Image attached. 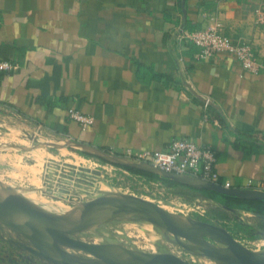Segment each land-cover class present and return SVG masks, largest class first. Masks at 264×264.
Instances as JSON below:
<instances>
[{
    "label": "crops",
    "instance_id": "1",
    "mask_svg": "<svg viewBox=\"0 0 264 264\" xmlns=\"http://www.w3.org/2000/svg\"><path fill=\"white\" fill-rule=\"evenodd\" d=\"M258 5L0 0V58L16 65L0 71V173L44 177L48 167L65 162L54 155L61 151L108 164L102 153L134 162L122 157L125 148L165 150L172 139L186 137L213 148L221 183L264 190V68L249 73L225 53L197 59L199 47L181 38L217 22L222 34L251 45L264 64ZM203 95L211 97L206 111ZM69 108L93 123L82 129ZM7 260L0 250V264Z\"/></svg>",
    "mask_w": 264,
    "mask_h": 264
},
{
    "label": "water",
    "instance_id": "2",
    "mask_svg": "<svg viewBox=\"0 0 264 264\" xmlns=\"http://www.w3.org/2000/svg\"><path fill=\"white\" fill-rule=\"evenodd\" d=\"M100 156L110 162L143 169L185 185L213 189L241 198L264 199V190L226 188L191 176L167 173L142 163L125 162L109 153H102ZM0 187L5 192L4 196L0 194V240L7 244L5 247L1 246L0 250L7 255V262L10 264H27L34 261V255L41 258L42 264H264L263 252L248 249L225 227L192 218L186 223H180L174 214L140 196L123 193L118 196L102 195L78 207L76 209L79 211L78 216L73 219L67 214H55L42 209L22 194L11 191L8 186L4 187L1 181ZM228 209L240 212L235 208ZM128 214L140 215L143 219L173 234L175 241L182 246H186V243L180 238L199 243L201 249L217 262H190L168 252H138L112 242L95 243L73 237L75 233L107 217ZM254 232L264 238V230L260 227H256ZM205 237L222 242V246L212 247ZM63 246L82 250L92 255L94 259L71 255ZM24 251L29 255L23 254Z\"/></svg>",
    "mask_w": 264,
    "mask_h": 264
},
{
    "label": "rangeland",
    "instance_id": "3",
    "mask_svg": "<svg viewBox=\"0 0 264 264\" xmlns=\"http://www.w3.org/2000/svg\"><path fill=\"white\" fill-rule=\"evenodd\" d=\"M4 152V151H2ZM57 158L64 160L77 167L73 174L74 183L69 181V191L64 192L63 188L58 187L56 174L52 171L58 168L56 165L48 167L51 171L44 177L36 174L21 177L8 176L7 173H0V181L4 187L8 186L13 192L27 195L30 200L40 203H52L63 207L59 211L69 210L70 207L78 205L82 207L85 202L99 198L101 191L111 187L120 194H130L140 196L144 199L153 201L166 211L178 217H183L186 222L189 218L194 220L209 221L211 223L225 227L231 235L242 245L256 252L264 254V238L255 233L259 227L261 218L247 213L246 211L235 212L224 210L221 206H215L209 200H196L184 188L163 187L156 183H149L141 177H135L123 173L121 170L112 168L99 161L100 165L93 162L91 157L81 155L77 152L68 153L67 151L55 152ZM28 161V160H27ZM92 169L99 173L98 181L93 185L83 180L81 171ZM95 179H97V175ZM98 188V189H97ZM0 191H4L0 187ZM25 197V196H24ZM250 222H249V221ZM249 223V224H247ZM151 226V227H150ZM14 237L15 234L13 233ZM75 238L95 243L112 242L127 249L138 252L159 253L168 252L179 256L190 262L216 263V259L210 257L205 250L201 249L197 242L188 241L180 238L186 246H182L174 239L173 234L161 229L154 223L147 221L137 214L126 216L107 217L104 220L81 230L73 235ZM212 247H221L222 242L205 237ZM96 239V240H95ZM194 244V245H193ZM191 246V247H189ZM64 249L76 257L94 259V257L82 250L63 246ZM24 253H28L24 251ZM34 258L42 264L40 257ZM35 264V262H34Z\"/></svg>",
    "mask_w": 264,
    "mask_h": 264
},
{
    "label": "built area",
    "instance_id": "4",
    "mask_svg": "<svg viewBox=\"0 0 264 264\" xmlns=\"http://www.w3.org/2000/svg\"><path fill=\"white\" fill-rule=\"evenodd\" d=\"M254 21L257 25L264 27V0H259V5L255 9ZM181 38L199 47L195 55L197 59L207 60L217 54L225 53L237 59L241 67L249 73H258L264 68V64L258 58L251 45L245 42H234L231 37L222 34L217 22L209 24L200 30L183 31ZM15 67L16 65L12 60L0 58V71H12ZM210 104L211 97L203 95L202 107L204 111L208 109ZM67 113L82 129L93 123L92 116L78 110L69 108ZM123 156L136 163H142L167 173L191 176L202 181L220 184L226 188L229 187L227 181L224 183L220 181L219 173L215 166L216 156L213 148L208 144H197L186 137L172 139L165 150H136L128 147L122 151ZM91 159L94 163L100 165L99 159L93 157ZM113 164L105 163L104 166H113ZM54 165L58 168L52 171L56 174L58 187L62 189L63 186H68L62 190H65L64 192L69 191V181L74 183L73 174L76 172L77 167L66 161ZM49 170L47 168L48 172L45 175L51 172ZM81 174L85 182L93 185L99 179V173L92 169L81 171ZM94 174L97 175V179L94 178Z\"/></svg>",
    "mask_w": 264,
    "mask_h": 264
},
{
    "label": "trees",
    "instance_id": "5",
    "mask_svg": "<svg viewBox=\"0 0 264 264\" xmlns=\"http://www.w3.org/2000/svg\"><path fill=\"white\" fill-rule=\"evenodd\" d=\"M243 142L244 141L242 140L241 144H243ZM117 165L122 166L123 168H125L126 170L130 172L143 175L149 179L160 180L163 184H165L168 187L183 188L182 186H184L186 187L185 191L189 192L194 197L199 196L203 199L210 200L218 204H221L223 206H226L227 208L222 207L224 210H229L228 208H235L238 210L250 212L260 217L264 221V199L241 198V197L234 196V195L224 194V193L215 191L213 189L197 188V187L190 186V185H184L168 177H163L155 173L145 171L143 169L135 168V167L124 165V164H117ZM262 228L264 229V226H262Z\"/></svg>",
    "mask_w": 264,
    "mask_h": 264
},
{
    "label": "bare ground",
    "instance_id": "6",
    "mask_svg": "<svg viewBox=\"0 0 264 264\" xmlns=\"http://www.w3.org/2000/svg\"><path fill=\"white\" fill-rule=\"evenodd\" d=\"M106 187L107 188H104V189L99 188V190L101 191V195H104V196H118L120 194L117 190H114V189H112L111 187H108V186H106ZM0 194L4 196L5 195V192L4 191H2V192L0 191ZM27 199L30 202L34 203L35 205L41 207L42 209H44V210H46L48 212L55 213V214H61V215L67 214V215H69L73 219H76L77 216H78V213H79V211L76 210V209H78V205H75L73 207H70L69 210H62V211H59L58 212V210H60L61 208L63 209V207L58 206V205L56 206V205H54L52 203H46L45 204V203H40V202H36V201L30 200L29 198H27ZM176 217H177L176 218L177 221H179L180 223H186V219H184L183 217H178V216H176ZM189 247H191V246H189Z\"/></svg>",
    "mask_w": 264,
    "mask_h": 264
},
{
    "label": "flooded vegetation",
    "instance_id": "7",
    "mask_svg": "<svg viewBox=\"0 0 264 264\" xmlns=\"http://www.w3.org/2000/svg\"><path fill=\"white\" fill-rule=\"evenodd\" d=\"M23 254H25V255H29V253H24L23 252ZM16 256V255H15ZM15 256H13L14 257V259H17L18 260V258H15ZM33 259H34V261H31V262H33V263H31V262H29V263H27V264H34V262H35V264H39L37 261H36V259L33 257Z\"/></svg>",
    "mask_w": 264,
    "mask_h": 264
}]
</instances>
